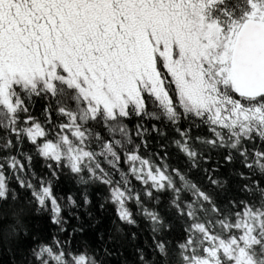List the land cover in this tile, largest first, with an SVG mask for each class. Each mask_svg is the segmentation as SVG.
Here are the masks:
<instances>
[{
    "label": "snow or ice",
    "instance_id": "1",
    "mask_svg": "<svg viewBox=\"0 0 264 264\" xmlns=\"http://www.w3.org/2000/svg\"><path fill=\"white\" fill-rule=\"evenodd\" d=\"M99 187L137 264H264V0H0V247L105 264Z\"/></svg>",
    "mask_w": 264,
    "mask_h": 264
},
{
    "label": "trees",
    "instance_id": "2",
    "mask_svg": "<svg viewBox=\"0 0 264 264\" xmlns=\"http://www.w3.org/2000/svg\"><path fill=\"white\" fill-rule=\"evenodd\" d=\"M173 153L171 163L173 166H179L186 174L188 179L193 182H197L206 185V179L203 177L202 171L192 169L188 171V166L184 163V157L178 153L175 148L170 149ZM107 167V165H104ZM223 174H227L226 169L221 170ZM11 187L18 188V186L11 182ZM74 194L79 199L80 193L74 189ZM104 189L90 188L89 195L93 201L92 206L88 211L92 213V219L89 220L84 211L81 210L80 214L84 219V222L94 227H89L86 233L74 241V245L79 247L81 245L90 246L92 249L103 252V247L107 245L112 251L113 255L104 257L105 264H137L138 254L136 249L139 247L146 253H150L151 249L149 245L152 243L150 225L141 216L137 215V225L129 226L122 224L116 217L114 207L111 205L101 211L99 209V203L102 200ZM82 203V201H81ZM133 211H135L133 207ZM72 223H76L72 221ZM136 233V240L131 239V233ZM103 236V239L100 237ZM112 237L118 243L115 245L109 242V238ZM24 253L17 251L15 254L7 246L0 247V264H21L24 259Z\"/></svg>",
    "mask_w": 264,
    "mask_h": 264
}]
</instances>
